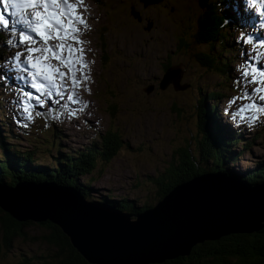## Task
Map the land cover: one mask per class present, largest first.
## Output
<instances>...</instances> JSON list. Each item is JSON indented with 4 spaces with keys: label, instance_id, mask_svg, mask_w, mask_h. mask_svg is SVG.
Returning <instances> with one entry per match:
<instances>
[{
    "label": "rangeland",
    "instance_id": "obj_1",
    "mask_svg": "<svg viewBox=\"0 0 264 264\" xmlns=\"http://www.w3.org/2000/svg\"><path fill=\"white\" fill-rule=\"evenodd\" d=\"M70 3L81 4L83 15L87 19L86 24H77L80 29L76 34L78 40L69 38L66 41L83 49L82 56L77 53L81 56L76 65L79 69L76 76L80 83L73 86L71 68L50 57L53 65H59L68 74V87L62 89L66 102L62 103L61 109L52 116L48 111L50 114L43 118L40 114L36 115L37 111H31L33 118L29 120L28 113L24 112V108L28 107L25 100L22 99V108L16 106L15 97L9 92L10 87H0V104L4 113L10 117L9 129L14 134L9 141L21 151L36 149L33 156L36 162L47 164L53 161L55 153L53 154V150L50 153L45 151L46 137L56 139L54 145H60L59 150L67 152L82 150L91 142L99 141L100 135L108 129H115V137L120 146L112 159L104 164L103 171L93 180L92 188L89 187L92 190L89 197L101 199L102 195L111 191L115 197L126 194L136 203L155 204L160 190L159 180L155 177L169 166L176 151L184 148L182 145L187 140L191 141V148L195 149V142L202 136L200 125L204 117L203 106L196 107L195 103L200 95L214 90L219 94L215 101L218 123L232 135L234 131L240 130L242 139L231 144V150L238 153L244 146L243 142L250 141V146L238 154L229 166L242 172L264 159V100L261 99L264 94H258L254 89L264 91V77L253 79L254 72L248 68V57H253L256 51L254 47H250L252 45L244 46L248 57H235L238 62L231 65L232 75L225 76L222 72L220 75L213 74L203 69L195 58H191L182 66L177 82L186 84V87L175 89L169 84L162 89L158 82L166 72L165 67L173 66V63L182 61L185 57L182 54L183 48L177 42L179 35L191 22L189 14L192 13V7L188 6L186 0H101L102 4L95 0H70ZM139 17L145 18L141 22ZM149 22L152 23L151 28L146 29ZM239 38L233 30L231 45L238 43ZM20 39L21 42L22 37ZM62 42L65 41H50L54 45ZM22 44V52L11 58L6 55L0 60V72L5 77L8 74L12 77L18 75L15 67L9 65L12 61L16 63L17 55L20 60L23 56H28L26 49L31 46ZM85 64L87 67H84ZM5 65H9L6 67L8 74L5 72ZM28 68L29 72L33 71L30 64ZM26 74L31 79L29 73ZM177 74L178 71L175 70L167 74L163 81ZM85 76L88 78L85 79ZM21 82H18L19 86ZM150 83L154 84V89L146 92L145 88ZM68 95H73L76 102L69 101ZM47 101L48 98L45 102ZM208 101L210 102L209 98ZM244 105L253 107L236 115ZM1 117L2 114L0 119ZM42 129L45 130L44 134L41 133ZM113 139L114 137H110V142ZM99 167L98 165L97 168ZM79 179L85 180L82 177ZM41 186L50 187L48 194L60 190L67 194V190L56 188L53 183L31 184L34 190ZM245 186L248 188L249 184ZM21 187L22 191H29L31 188L28 184H22ZM18 191H21L20 187ZM15 192L17 191L12 192V195L18 197L19 193L14 194ZM43 193L28 192L32 201L41 196L48 199ZM216 198L220 201V197ZM131 219L135 217L132 216ZM24 230L25 234L15 236L11 249L3 257L0 256V264H22L25 258L34 262L35 256L49 255L54 251L43 238L48 233L46 228L32 224L25 226Z\"/></svg>",
    "mask_w": 264,
    "mask_h": 264
},
{
    "label": "trees",
    "instance_id": "obj_2",
    "mask_svg": "<svg viewBox=\"0 0 264 264\" xmlns=\"http://www.w3.org/2000/svg\"><path fill=\"white\" fill-rule=\"evenodd\" d=\"M234 1L186 0L189 3L188 6L192 7V13L189 14L192 25L190 22L185 27L177 43L185 48L189 60L195 58L203 69L216 75L222 72L228 76L233 59L242 53L241 44L231 45L230 43L233 30H240L244 33L245 27L241 22V16L238 18L234 12L236 9ZM95 2L102 4L101 0H95ZM245 40L250 39L245 37ZM9 41L8 31L0 29V59H3L10 51ZM2 79L3 76L0 73V87ZM182 85L186 84H179V86ZM218 97V92L213 90L200 95L196 101V106L201 108L203 106L204 117L200 125L202 136L195 142V149L191 148V141L187 140L186 144L182 145L185 147L176 151V156L169 166L155 177L160 185L158 200L162 199L174 186L204 173L219 172L220 174L222 172V175L228 178L243 180L249 184L264 183V159L242 172H237L229 166L238 154L250 146V141L245 140L244 146L238 153L231 150V144L237 143L242 138L239 130L234 131L232 135L218 123L215 112V101ZM0 103H2L1 99ZM41 113L42 116L50 114L46 110H42ZM0 114H2L0 119V187L5 190L11 192L13 188L21 184L32 182L35 185L39 182H50L59 188L73 187L80 192L83 199L113 205L125 212L137 213L154 205L136 203L126 194L115 197L111 191L102 195L101 199L89 197L93 180L96 179L98 173L103 171L104 164L112 159L120 146L119 140L115 137V129H108L106 133L100 135L99 141L91 142L82 150L74 149L67 152L59 150V144V146L54 145L56 139L46 137L45 151L50 153L53 150V154L55 153L53 161L47 163L54 165L49 167L47 164L36 162L33 157L36 149L21 151L17 145L9 141L14 134L9 129L10 117L4 113L1 104ZM41 133L44 134L45 130L42 129ZM110 137H114L112 142L109 140ZM98 165L99 168H97ZM80 177L85 180H80ZM3 192L0 191V195ZM32 224L43 226L48 230L43 238L54 251L49 255L35 256L36 261L34 262L32 259L25 258L22 264H98L84 257L59 224L49 219L39 222L32 219L18 220L1 207L0 256L3 257V254L11 249L13 238L17 235H24V227ZM148 264H264V226L252 231L230 232L218 238L205 239L194 244L187 255L179 254Z\"/></svg>",
    "mask_w": 264,
    "mask_h": 264
},
{
    "label": "water",
    "instance_id": "obj_3",
    "mask_svg": "<svg viewBox=\"0 0 264 264\" xmlns=\"http://www.w3.org/2000/svg\"><path fill=\"white\" fill-rule=\"evenodd\" d=\"M151 25L152 23L149 22L146 29H150ZM172 69L173 67H170L166 70L158 86L163 89L168 84L173 83L176 89L185 88L186 85L179 86L177 83L181 71L176 76L163 81ZM153 87L154 84H149L145 88L146 92H150ZM222 174V172L220 174L219 172L204 173L192 177L174 186L154 205L137 213L125 212L113 205L94 203L83 199L80 192L73 187L62 188L67 190L65 196L60 195L57 199L51 198L44 201L45 208L42 207L37 212L25 211L21 203L14 199L16 197L12 196L11 193L17 191L15 192L19 193L17 195L23 194L22 184L13 188L11 192L0 187V191H4L2 196L0 195V207L18 220L32 219L39 222L49 219L59 224L70 237L71 242L90 262L98 264H148L179 254L187 255L194 244L205 239L218 238L230 232L252 231L264 226V216H262L264 214V191L259 190L257 185L228 178L225 175L222 177ZM234 182L243 184V189L235 190ZM32 183L35 185L34 182ZM32 183H29L28 186L31 187ZM218 183H224L228 190L239 193L238 200L235 198L226 207H222L224 210L219 213L220 216H218V211L216 212L217 206H220V201L215 198L220 197V194H205L197 191ZM244 183L249 184V187L247 188ZM38 184L49 185L51 183L39 182ZM259 185L264 188V183ZM19 187L21 191H18ZM48 187H36L35 190L31 187L28 192H44L43 194H46L50 190ZM194 191L195 196L193 195ZM70 194H73L74 201H70ZM191 202H194V206L204 203L199 207L203 206L210 211L213 210L211 215L206 216L204 220L201 219L202 222L199 218L190 219L189 210L192 214L197 209L195 207L193 209L188 208ZM240 204L244 205L249 216L243 213L236 214ZM86 209L90 210L91 215L96 214L95 219L90 218L93 221L91 223L86 217L89 212H85ZM132 216L135 219H131Z\"/></svg>",
    "mask_w": 264,
    "mask_h": 264
},
{
    "label": "snow or ice",
    "instance_id": "obj_4",
    "mask_svg": "<svg viewBox=\"0 0 264 264\" xmlns=\"http://www.w3.org/2000/svg\"><path fill=\"white\" fill-rule=\"evenodd\" d=\"M5 4L20 11V19L16 23H23L29 32L36 33L40 37L37 40L32 35L21 34V42L32 45L26 49L28 53L26 62L31 65L33 71L29 72L28 67L21 65L19 55L15 57L17 69L29 73L31 87L40 94L33 96L29 92L23 93L25 104L28 105V107L24 108V112L28 113L27 119L31 120L33 117L29 112V108L32 107L30 100L34 99L37 103L44 104L47 98L53 97L54 92L57 96L63 98L64 92L62 89L68 87L66 81L68 74L62 71L59 65H53L50 62V57L51 59L60 60L71 68L73 86L80 83L76 76V72L79 71L76 65L81 60L83 49L76 48L74 44L66 41L69 38L77 41L78 36L76 34L80 31L77 27V22L86 24V21L74 11L77 5L70 3L69 0H5ZM26 9L42 10H36L30 15L24 11ZM64 17H67V20ZM0 24L9 25V20L2 13H0ZM56 39L65 42L59 45L50 43V41ZM11 42L9 41V43ZM65 51H67V55H65ZM77 53H80L81 56H78ZM84 67H87V65L85 64ZM244 75H248V73H244ZM87 78L85 76V79ZM256 91H259V89ZM73 95H68L67 99L75 103ZM261 99L264 100V97H261ZM56 102L59 103V101ZM249 107H253V105H244L236 115H241ZM36 115H39V113L37 112Z\"/></svg>",
    "mask_w": 264,
    "mask_h": 264
},
{
    "label": "bare ground",
    "instance_id": "obj_5",
    "mask_svg": "<svg viewBox=\"0 0 264 264\" xmlns=\"http://www.w3.org/2000/svg\"><path fill=\"white\" fill-rule=\"evenodd\" d=\"M214 3V2H213ZM76 5H77V8L74 10V11H76L79 15H81L82 16V18L86 21V17H84V15H83V11H82V5L81 4H79V3H75ZM85 4V3H84ZM217 6H219V5H217ZM77 24H78V22H77ZM104 29V28H103ZM55 41V40H54ZM53 44V43H52ZM54 45V44H53ZM59 45V44H58ZM211 65V64H210ZM175 70L174 69H172V70H170L167 74H171V73H173ZM58 97H60V96H58ZM48 121V120H47ZM228 184H229V182H228ZM238 185V186H237ZM239 186H244L243 184H241V183H239V182H235V183H233V187H234V189L236 190V189H240V188H242V187H239ZM205 187V186H204ZM257 187L259 188V190H261L262 192L264 191V188L263 187H261L260 185H257ZM243 189V188H242ZM198 192L199 191H201V192H204L205 194L206 193H215V194H220V206L218 205L217 206V208H216V212L218 211V216H220V214L219 213H221V211H223L222 210V207H226L228 204H229V202L231 201V200H233V199H237L238 198V196H239V193H236V192H232L231 190H228V188H227V186H225V184L224 183H218V184H214L213 186H211V187H205L204 188V190H197ZM22 192H24L23 194H20V195H18V197H16V198H14V199H17L18 200V202L19 203H21V205H22V207H23V209H25V211H27V210H30V211H35V212H37V210H41L42 209V207H44L45 208V203H44V201H46V200H48V199H51L52 197H56V196H60V195H67V194H65V193H63L62 191H60V192H53V193H51V194H48V193H46L44 196L46 197V198H48V199H45L43 196H41L40 198H35V200L34 201H32L31 199H30V195L28 194V190H24V191H22ZM14 194H16V193H14ZM28 194V195H27ZM193 195L195 196L196 195V193H195V191L193 192ZM12 196H14V195H12ZM219 196V195H218ZM6 197V196H5ZM9 196H7V198H8ZM57 197V198H58ZM210 197V196H209ZM246 197V196H245ZM13 198V197H12ZM56 198V199H57ZM63 198V197H62ZM61 198V199H62ZM199 198V197H198ZM216 198V197H215ZM9 199V198H8ZM212 199V198H211ZM12 200V199H11ZM238 200V199H237ZM240 200H242V199H240ZM70 201H74V196L72 195V196H70ZM214 201V200H213ZM61 202V201H60ZM240 202V201H239ZM49 203V202H48ZM47 203V204H48ZM188 203V202H187ZM202 203V202H201ZM215 203V202H214ZM31 204V205H30ZM204 204V203H203ZM203 204H200V205H203ZM208 204V203H207ZM212 204V203H211ZM200 205H196V206H194V202H191L190 203V205H189V207L188 208H192L193 209V207H195V208H197L192 214L190 213V210H189V216H190V219H194V220H196L197 218H199V220H204V219H206V216H208L209 214L211 215V213H212V211L213 210H208L206 207H199ZM237 205V204H236ZM235 205V206H236ZM38 206H40L39 207V209H38ZM188 206V205H187ZM235 206H234V208H235ZM239 209H238V211H237V213L236 214H246V215H248L249 216V214H248V212L245 210L246 208H244V205L243 204H240L239 205ZM33 208V209H32ZM77 208V207H76ZM89 209H86V211L85 212H87ZM186 210V209H185ZM210 211V212H209ZM232 212V211H231ZM73 213V212H72ZM71 213V214H72ZM225 213V212H224ZM76 214V213H75ZM88 215L86 216L87 218H88V220L90 221V223L91 222H93V221H91V219H95L96 218V214H94L93 213V215H91V212L89 211L88 213H87ZM231 214V213H230ZM252 215V214H251ZM213 216V215H212ZM214 216H216V215H214ZM264 216V215H263ZM91 218V219H90ZM245 218V217H244ZM251 218V217H250ZM202 220H201V222H202ZM25 222V221H24ZM182 223V222H181ZM196 223V222H195ZM189 226V225H188ZM193 226V225H192Z\"/></svg>",
    "mask_w": 264,
    "mask_h": 264
},
{
    "label": "flooded vegetation",
    "instance_id": "obj_6",
    "mask_svg": "<svg viewBox=\"0 0 264 264\" xmlns=\"http://www.w3.org/2000/svg\"><path fill=\"white\" fill-rule=\"evenodd\" d=\"M143 18H145V17H141V19H140V17L138 18L139 19V21H141L142 22V20H143ZM182 34V33H181ZM181 34L179 35V37L181 36ZM178 37V38H179ZM178 44V43H177ZM178 45H180V44H178ZM180 47L181 48H183V52L184 53H182L185 57H184V60H182V61H177V62H175V63H173V66H171V65H169L170 67H173L174 69H176L178 72H180L182 69V66L184 65V63L186 64L187 62H188V60H189V58H188V56H187V51L185 50V48L183 47V46H181L180 45ZM170 67H168V65L165 67V71L168 69V68H170ZM165 73V72H164ZM181 73V72H180ZM172 86H173V83H172ZM154 89V88H153ZM179 89H181V88H179Z\"/></svg>",
    "mask_w": 264,
    "mask_h": 264
}]
</instances>
